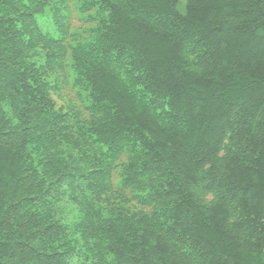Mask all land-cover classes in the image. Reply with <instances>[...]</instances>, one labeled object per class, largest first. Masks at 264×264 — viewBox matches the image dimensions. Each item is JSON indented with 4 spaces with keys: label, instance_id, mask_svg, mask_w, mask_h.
Here are the masks:
<instances>
[{
    "label": "trees",
    "instance_id": "16d2710c",
    "mask_svg": "<svg viewBox=\"0 0 264 264\" xmlns=\"http://www.w3.org/2000/svg\"><path fill=\"white\" fill-rule=\"evenodd\" d=\"M180 1L0 0V264H264V0Z\"/></svg>",
    "mask_w": 264,
    "mask_h": 264
},
{
    "label": "rangeland",
    "instance_id": "374dc122",
    "mask_svg": "<svg viewBox=\"0 0 264 264\" xmlns=\"http://www.w3.org/2000/svg\"><path fill=\"white\" fill-rule=\"evenodd\" d=\"M184 3H185V0H181V1H180L179 7H178L179 10L182 11ZM73 25H74V27L76 28V25H79V23L75 22ZM79 26H83V25L80 24ZM43 27H44V28H48L46 24H44Z\"/></svg>",
    "mask_w": 264,
    "mask_h": 264
}]
</instances>
